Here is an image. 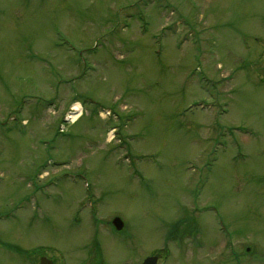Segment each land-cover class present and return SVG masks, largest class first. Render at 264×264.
I'll use <instances>...</instances> for the list:
<instances>
[{
  "label": "rangeland",
  "instance_id": "obj_1",
  "mask_svg": "<svg viewBox=\"0 0 264 264\" xmlns=\"http://www.w3.org/2000/svg\"><path fill=\"white\" fill-rule=\"evenodd\" d=\"M154 253L264 264V0H0V264Z\"/></svg>",
  "mask_w": 264,
  "mask_h": 264
},
{
  "label": "water",
  "instance_id": "obj_2",
  "mask_svg": "<svg viewBox=\"0 0 264 264\" xmlns=\"http://www.w3.org/2000/svg\"><path fill=\"white\" fill-rule=\"evenodd\" d=\"M114 223L118 228H120V222L118 220H116ZM41 264H46V263L44 260H42ZM142 264H156V257L146 258Z\"/></svg>",
  "mask_w": 264,
  "mask_h": 264
},
{
  "label": "bare ground",
  "instance_id": "obj_3",
  "mask_svg": "<svg viewBox=\"0 0 264 264\" xmlns=\"http://www.w3.org/2000/svg\"><path fill=\"white\" fill-rule=\"evenodd\" d=\"M72 110L79 111V105L78 104H73ZM74 112H73V115H72L73 119L76 117V114H77V113H74Z\"/></svg>",
  "mask_w": 264,
  "mask_h": 264
}]
</instances>
